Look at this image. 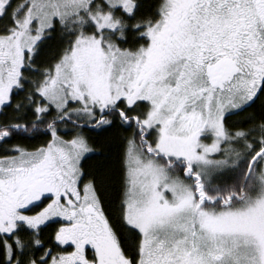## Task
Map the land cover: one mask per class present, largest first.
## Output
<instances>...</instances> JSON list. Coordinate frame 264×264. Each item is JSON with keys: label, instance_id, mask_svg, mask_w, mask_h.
<instances>
[{"label": "snow or ice", "instance_id": "snow-or-ice-1", "mask_svg": "<svg viewBox=\"0 0 264 264\" xmlns=\"http://www.w3.org/2000/svg\"><path fill=\"white\" fill-rule=\"evenodd\" d=\"M0 264H264V0H0Z\"/></svg>", "mask_w": 264, "mask_h": 264}, {"label": "trees", "instance_id": "trees-1", "mask_svg": "<svg viewBox=\"0 0 264 264\" xmlns=\"http://www.w3.org/2000/svg\"><path fill=\"white\" fill-rule=\"evenodd\" d=\"M56 42H52V51L56 49ZM259 103L253 108H249L246 112H242L236 115H231L228 118V124L231 126L236 125V128H247L251 125L242 124L246 116L251 115L253 112H257ZM130 133L125 132L123 129H112L100 136H94L93 144L95 147V153L85 162L86 166L92 169L100 177H104L105 186L108 189L109 196L116 195V189L119 187V166L116 163L117 156L121 151L120 144L123 137L128 136ZM43 138L26 140L25 144H39Z\"/></svg>", "mask_w": 264, "mask_h": 264}]
</instances>
